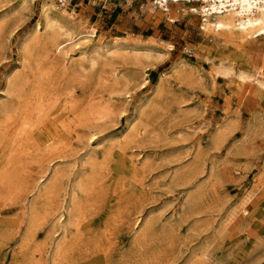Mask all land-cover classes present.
Returning <instances> with one entry per match:
<instances>
[{
  "label": "rangeland",
  "instance_id": "obj_1",
  "mask_svg": "<svg viewBox=\"0 0 264 264\" xmlns=\"http://www.w3.org/2000/svg\"><path fill=\"white\" fill-rule=\"evenodd\" d=\"M23 1L0 5V111L16 113L14 82L25 96L35 87L45 96L24 125L0 112V264H52L61 238L52 221L78 183L75 225L54 264H264V162L236 196L228 167L238 166L223 158L240 134L219 153L242 118L261 128L264 90L213 70L223 62L254 74L264 38L206 33L186 5L160 18L146 0H68L73 23L94 29L87 44L99 49L62 73L33 39L49 0ZM99 109L110 115L96 123ZM241 147L246 160L252 149ZM54 169L60 190L51 202L36 199ZM43 207L55 212L43 218Z\"/></svg>",
  "mask_w": 264,
  "mask_h": 264
},
{
  "label": "bare ground",
  "instance_id": "obj_2",
  "mask_svg": "<svg viewBox=\"0 0 264 264\" xmlns=\"http://www.w3.org/2000/svg\"><path fill=\"white\" fill-rule=\"evenodd\" d=\"M5 1L6 0H0V5H2ZM58 1L63 5V8H61L62 6L58 7L55 4V0H49L47 3H43V5L41 7L42 21H41V23L37 22L35 24L33 39L39 40L41 42L42 49H43V59H44V62L46 63V65L48 66V68L49 69H55V70L60 69V71H62V73H67L69 71L70 67L72 68L73 65L76 63V62L75 63L73 62V61H75L74 60L75 56H78L76 58L83 59V58H85V56H87V54H91V53L96 52V49H99V47L97 48V47H93V46H88V44H87V43H89V41L91 42V39H95L97 37L94 29L91 28L92 30L89 33L88 32H82L80 30V24L73 23V21H74L73 14H72V12L70 13L67 9L68 5H69L68 0H58ZM130 1H134V0H130ZM163 1L166 2L167 0H153V1L146 0V2H147L146 10L150 11V13L153 12L155 15H157L160 18H164L171 11H173V12L179 11L182 8V6L185 5V1H187V0H171L172 2L169 4L168 3H162ZM194 1L196 2L195 5H197L198 8H195L193 6H190L188 8L190 9L191 13H195L201 17L202 22H201V26H200L201 28L200 29L203 30L204 32H206V33L210 32V34L213 33L214 35H215V33L217 35H223L226 38L225 40H229V41L238 40L241 42L240 44L248 43L250 39H257L260 37L264 38V0H194ZM22 2H24V1L22 0ZM191 7H193V8H191ZM189 9H184L183 11H188ZM0 17H2V16H0ZM1 19L2 18H0V23H1ZM170 20L171 19L169 18V21ZM2 26L0 24V27H2ZM41 31H43V36L40 38L36 33H39ZM207 35H205V36H207ZM25 41H27V40H25ZM26 45L29 46V44H26ZM26 45H24L21 49H19V50H21L22 54H24V55H26L29 52L27 49L28 46H26ZM103 48H105L103 57H106V58L108 55H110V54L112 55V53H114L115 51H120V49L118 48V44L112 45L110 47L104 46ZM136 51H135V53H136ZM98 52H100V51L98 50ZM138 53H139V51H138ZM146 53L148 55H145V56H147V58H148V56L150 54H149V52H146ZM146 53L143 52L141 55L146 54ZM117 54L119 55L122 53L118 52ZM131 54H133V53H131ZM94 55L97 56L96 54H94ZM113 55H115V54H113ZM110 58H111V56H110ZM20 59H22V55H20ZM99 59H102V57ZM104 60L105 59H103V61ZM23 61H24V59H23ZM23 61H21V62H23ZM106 61H107V59H106ZM262 61H263V63H262L263 65L261 64V67L259 66L257 68V72H255L254 74H250V73H247L244 71L235 72V70L232 67H230L229 65H227L226 63H223V62H218V63L214 64L213 70L218 76H224L225 77V76H232L233 75L242 84L252 83V84L258 86L259 88H261L262 90H264V59ZM92 64H94V63L92 62ZM27 68H29V67H27ZM61 75H63V74H61ZM64 76L65 75H63V77ZM13 79H11V80H13ZM24 79H25V77H24ZM42 79H44V78H42ZM13 81H15V80H13ZM19 82H20V80H19ZM23 82H24V80L23 81L21 80L20 85H22ZM7 83H9V82H7ZM145 83H147V81H145L143 78L142 83H141L142 87L145 85ZM248 85H250V84H248ZM38 88L39 87L33 88V92H31L30 94H27V96H25L24 94H22V90L20 89L18 84H16V82H14L10 86V89H9L10 94L11 95L14 94L16 97L19 98V99L16 98L18 101L15 99L17 101V107L14 110V111H16V113L19 112V116H16L17 115L16 113H12L13 108H12V110H11V108L8 109L7 105L2 106L1 111H0L3 113V114L1 113L2 115H4V114L8 115L9 112L12 113V114L9 113V115L10 114L11 115L10 116L8 115L9 117L6 118V119H8L10 125L13 124V122H16V124L20 123V122H17L18 120H21V123L23 125L26 124L33 117V114H34L35 110L37 109V107L38 106L43 107V105H42L43 101L42 100H43L45 95L40 90H38ZM65 89H67V88H65ZM108 111H109V113H108ZM108 111L106 109H103V110L99 109L95 112L93 111L96 114V116H98L96 118V123H98L97 121H102L103 119L107 118L110 115V110H108ZM87 117H88V115H87ZM17 118H19V119H17ZM33 119H36V118H33ZM10 120H11V122H10ZM17 128H18V126L17 127L15 126L13 129H15V131H16ZM94 137H95V135L93 134L90 139H93ZM59 175H60L59 170L57 171L56 169H54L53 171H51V173L48 175V178H47L46 182L44 183V185L41 186L40 188H37L36 199H42V201L47 202L50 199L52 200L53 197H55L56 193L60 190L59 179L61 178V176H59ZM41 182H43V181H41ZM76 185L77 186L75 188L73 187L71 189L69 204L67 206H63L61 208L62 214H59L58 217H56L52 221V227L54 229L58 230L60 232V236H61V238L57 242H54L53 257L51 258L52 264H54V262L57 260V258H59L60 254L62 252L63 241H64L63 239L67 236L69 229L75 225L74 223H75V219H76L75 216H76V210H77L76 209V203H75L76 198H77L76 193H77V190L82 191V186H81L82 184L78 183ZM49 202H51V201H49ZM54 212L51 210L44 209V207H43V210L41 213H42V217L45 218L48 215L47 213L52 215ZM50 215H48V216H50ZM200 251H202V250H200Z\"/></svg>",
  "mask_w": 264,
  "mask_h": 264
},
{
  "label": "crops",
  "instance_id": "obj_3",
  "mask_svg": "<svg viewBox=\"0 0 264 264\" xmlns=\"http://www.w3.org/2000/svg\"><path fill=\"white\" fill-rule=\"evenodd\" d=\"M244 102L248 103V105H251V101L248 99L247 100L245 99ZM261 124H262L261 128H256L254 125V121L253 122L248 121L246 123V121H244V118H242L240 125H238L239 127H237L235 131L229 134V137L227 138L223 146L220 148L221 151H219V153L223 152V154H225L226 151L225 147H227L230 141H233V138H235L238 134H240V137L236 140V142H234V145L231 146V148H227L229 149L228 155L223 158V160H227V161L232 160L231 161L232 164L234 166H238V167H231V166L228 167V170H230L232 173L231 174L232 176L230 174L228 175L230 176V180L233 181L232 183L233 185L231 184L230 186H228L227 189L230 190L229 192L233 193L232 195L237 196L240 192V189L244 187L245 184H247L249 179L257 174L254 172V170L259 166L262 167V163L264 162V140H263L264 123ZM258 131L261 133L260 136L263 139H257V137L252 134L253 132H258ZM242 145H244V148L247 149V151L252 149L250 153L247 152L249 153L248 155H250V157L246 160L244 159L240 160L237 158L238 157L237 154L242 153L241 152ZM245 145L247 146L245 147ZM245 166H248L247 170L242 169ZM250 187L251 185L249 186V188ZM260 194L261 193L259 191L258 193L255 194L254 198L258 197Z\"/></svg>",
  "mask_w": 264,
  "mask_h": 264
},
{
  "label": "built area",
  "instance_id": "obj_4",
  "mask_svg": "<svg viewBox=\"0 0 264 264\" xmlns=\"http://www.w3.org/2000/svg\"><path fill=\"white\" fill-rule=\"evenodd\" d=\"M172 1L171 0H167L166 2L165 1H163L162 3H171ZM195 1L194 0H187V1H185V5L187 6V8L186 9H189L188 7H190V6H193V7H195V8H198V6L197 5H195ZM59 4H61V3H59ZM195 5V6H194ZM206 11V10H205ZM193 14H195V13H193ZM172 22H174V20L172 21Z\"/></svg>",
  "mask_w": 264,
  "mask_h": 264
}]
</instances>
